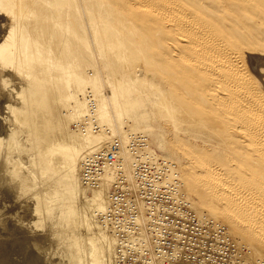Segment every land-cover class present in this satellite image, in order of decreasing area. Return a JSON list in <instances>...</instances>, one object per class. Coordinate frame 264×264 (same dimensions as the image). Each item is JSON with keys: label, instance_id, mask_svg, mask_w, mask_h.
Returning a JSON list of instances; mask_svg holds the SVG:
<instances>
[{"label": "bare ground", "instance_id": "bare-ground-1", "mask_svg": "<svg viewBox=\"0 0 264 264\" xmlns=\"http://www.w3.org/2000/svg\"><path fill=\"white\" fill-rule=\"evenodd\" d=\"M140 59L150 78L137 79L143 92L132 91L127 77L125 85L114 82L112 61L123 69ZM102 70L115 102L103 94ZM148 114L172 129L186 165L158 154L146 133L129 134ZM25 127L36 156L30 161L53 182L33 195L34 214L53 208L48 198L60 185L71 190L67 230L87 232L88 264H117V239L98 219L110 202L114 169L95 187L81 174L85 155L115 138L130 182L127 144L143 139L138 150L171 164L199 218L243 244L245 264L264 260V0H0V194L17 202L38 185L21 159ZM210 136L220 148L218 165L204 152ZM84 187L94 194L80 209ZM6 203L0 225L13 235L5 225L15 213ZM23 206L17 209L25 214ZM19 215L18 235L26 240L29 224ZM70 237L72 258L83 257L81 235Z\"/></svg>", "mask_w": 264, "mask_h": 264}, {"label": "built area", "instance_id": "built-area-1", "mask_svg": "<svg viewBox=\"0 0 264 264\" xmlns=\"http://www.w3.org/2000/svg\"><path fill=\"white\" fill-rule=\"evenodd\" d=\"M143 145V139L127 144L134 157L132 182L123 171L118 138L82 161L89 187L114 169L110 202L100 220L117 239V264H245L241 256L247 248L237 247L222 225L200 219L171 164L139 151Z\"/></svg>", "mask_w": 264, "mask_h": 264}, {"label": "rangeland", "instance_id": "rangeland-1", "mask_svg": "<svg viewBox=\"0 0 264 264\" xmlns=\"http://www.w3.org/2000/svg\"><path fill=\"white\" fill-rule=\"evenodd\" d=\"M131 67L132 68H128V67L125 68V66H123V69H122L120 67V64L117 65L114 63V61H112V65H110V70L115 75L114 82L116 84L119 82H122L125 85L126 82L124 80H125V77H127L130 81L127 82L126 85L132 87V91H134V92H138V91L141 92L142 91L143 92V90L145 88L138 85L137 79L138 78H140V79L145 78L147 80H150V78L148 76L149 70H148V68H146L145 62L142 61V59H140L139 61L133 62ZM102 80L104 82V86H103L102 91H103L104 96L109 100L108 102L112 103V102L117 101L118 96H113L111 85L109 84L108 79H107V75L105 74L104 71L102 72ZM189 116H190V113L188 110L181 109L180 118H182V120H184V119L188 120ZM146 120H147L146 123H143L140 127H138L135 130H131V132H129V134L131 135V134H138V133H146L153 149L158 154H160L161 156L175 162L176 164L180 165L181 167L183 165H186L188 163V160L180 154L179 150L174 145L175 144L174 143L175 136L173 135L174 132H172V129L169 128L168 126H165L164 122H163L164 120L162 118L157 117V116H153V115L148 114ZM26 131H28L26 129V127H25V130L23 128V133L24 132L26 133ZM197 131H199V133H201L202 135H204V134L208 135L207 131L204 129V127H200V129ZM23 133L21 136V142L23 144V147H26L27 152L21 156V159L24 163V167L28 168V169L30 168V170L33 171V173L35 174L37 181H38V182L37 181L36 182L38 183V185L35 188L36 191H34V192L32 191L33 193L32 192L27 193V195L22 199L23 203L24 202L26 203V204L24 203L25 205L22 203L21 200L18 201L19 203L16 200H14L13 195H11V194L4 196V197L0 194L1 195L0 196V199H1L0 200V208L2 207L1 206L2 203L7 202L6 203V209L7 210L5 209L6 212L8 211L7 213H11V215L15 213L13 216L16 219L18 218V215L20 213H22L21 214L22 216L19 215V220L24 219L23 221H25V222L27 221V224H29L28 228L30 229L29 231L31 233L27 237L29 239L28 240L29 242L27 241V238H26V240H25V238H21L18 235L19 227L16 223L15 218L12 220L6 221L7 223L5 225V226H7L6 228H8L9 230L12 229L11 231L14 232L13 235H11L12 232L9 234H6V233L3 234L4 226L0 225V232H1L0 234L1 235L3 234L5 237L4 238L3 235L1 237V235H0V237H1L0 238V262H1V258H2V262H4L5 259L7 261L4 264H80L81 261H83V263H81V264H88L89 263V258H88L89 257V255H88L89 251L88 250H90V248H89V246L85 245V237L87 236V232L83 229H80V228H77V230H76V228L72 229V231L67 230L68 224H67L66 218H65V215H66V211H65L66 207L65 206H66V202H68V200H70V198L72 196L71 192H70L71 190H67V189L65 190V187L60 185V187H59L60 189H58L57 192L55 191L56 193L54 192L55 195L50 196L48 198V201L50 203H54L53 208L50 209L48 212L44 211L43 215H41V217L39 216L40 219L37 215L34 214L33 210H34L35 201H34L33 195L37 192L45 190L50 185L52 186V184H50V183H53V182L49 181V177H50L49 174H47V173L41 174V172H37V170L35 169L36 156H35V153L32 152L33 151L32 146H31L32 144H30V141L29 142L26 141V139H25L26 134L25 133L23 134ZM169 139H170V142H169ZM208 139L211 141V143H210V141L204 142L203 147L206 146V149L204 150V152L207 154V156L209 157V160L211 162L218 165V161H219V159H221L220 148L218 149V144L214 141V136H210ZM218 156H220V158ZM30 160L35 161L34 162L35 164L33 163V161L31 162ZM82 186H84V185H82ZM93 194H94L93 190L85 189V187H84V191L82 190L80 197H78L76 199L77 206L80 209L85 207V205L87 204V203H85V201L86 200L90 201V199L93 197ZM11 197L13 200L11 199ZM5 199H6V201H3ZM9 200H11V201H9ZM1 201H3V202H1ZM11 202H12V204H11ZM13 202H15V203H13ZM30 203L33 205H31ZM8 205H12V207L9 206L10 210L7 207ZM21 205L22 206L24 205L23 207H25V210H26L25 214L28 216V218H30L29 220L27 219V217H25L26 215L23 213L24 209L18 211L19 208H22ZM26 205H27V207L29 206L28 207L29 209L26 207ZM3 206H4V204H3ZM13 207H14V211H13ZM16 210H17V212H16ZM4 212L5 211H3V213ZM98 219L100 220V218H98ZM37 223H39V224H37ZM73 231L77 235H81V237L83 239V240H81V246H82L83 250L85 248H87L84 250L85 253H84L83 257H78V258L73 257L72 258V255H71L72 254L71 253L72 252V246H71L72 242H71L70 236L73 234ZM7 239L10 241V242L8 241L9 243L7 242ZM22 239H24V241H26V242L21 243ZM236 245L238 247H245V246H243V244L240 245L239 243ZM3 258H5V259H3ZM258 259L259 258L251 257V259H249V261H246V263L247 264H260V262H261L264 264V262H263L264 260H258Z\"/></svg>", "mask_w": 264, "mask_h": 264}]
</instances>
